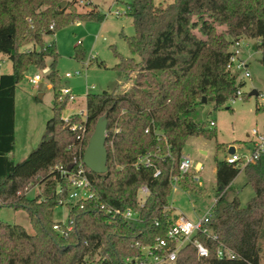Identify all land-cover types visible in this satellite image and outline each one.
Returning <instances> with one entry per match:
<instances>
[{
    "label": "trees",
    "instance_id": "trees-1",
    "mask_svg": "<svg viewBox=\"0 0 264 264\" xmlns=\"http://www.w3.org/2000/svg\"><path fill=\"white\" fill-rule=\"evenodd\" d=\"M63 1L0 0V54H6L13 66L12 72L0 73V206L26 210L34 229L30 233L20 224L0 220V264H133L145 258L146 247L165 236L178 218L169 207L172 176H178L185 189L194 185L192 170L185 176L179 171L186 141L191 136L216 137L210 122L195 121L191 114L204 97L218 107L243 84L237 73L227 69L234 41L260 39L258 48L264 51V0L126 2L134 33L120 35L131 55L124 56L114 47L118 62L113 68L125 82H132L130 88L87 93L85 116L72 119L75 130L61 116L66 102L54 96V116L46 127L51 138L15 162L10 154L15 146L18 83L30 66L44 67L49 62L48 80L55 87L59 79L55 42H45L44 36L76 20L106 17L97 5L74 13ZM83 57L76 50V58ZM104 114L108 170L96 173L85 166L96 198L87 200L84 208L73 202L62 204L70 190V178L62 170L77 169ZM145 154L153 165L137 167L138 157ZM156 168L161 171L157 177ZM241 171L254 188L245 205L232 186ZM142 185L149 189L144 203L138 196ZM33 186L40 191L29 197ZM215 187L216 201L205 226L218 238L202 232L194 236L209 248V255L200 256L196 246L187 242L173 264H263L264 152L245 166L217 159ZM102 203L123 210L129 207L137 219L110 218L101 210ZM61 205L68 207L72 221L67 234L54 229L55 223L66 228L63 221L53 219ZM220 244L238 255L218 257Z\"/></svg>",
    "mask_w": 264,
    "mask_h": 264
},
{
    "label": "rangeland",
    "instance_id": "rangeland-1",
    "mask_svg": "<svg viewBox=\"0 0 264 264\" xmlns=\"http://www.w3.org/2000/svg\"><path fill=\"white\" fill-rule=\"evenodd\" d=\"M64 1L65 5L69 3V10L74 13L90 11L94 5H97L106 17L103 21L95 18L76 20L57 28L53 34L43 35L45 42H55L58 51L56 69L59 79L55 87L48 80L46 75L50 71L49 62L44 67L30 66L18 83L15 91V146L10 154L15 162L26 158L46 135L47 121L54 116V96L58 101L66 102L61 115L64 124L75 125L73 117L85 116L87 93L102 92L116 86L123 91L129 89L132 84L130 80L125 82L124 75L113 68L118 62L114 47L124 56L131 55L127 43L120 35L121 32L127 35L134 33L132 17L126 11V0ZM172 1L155 0L156 3ZM116 11L121 15L118 16ZM27 46L31 47L32 44ZM78 49L83 52V59L76 58ZM240 57L246 61L249 72L248 76H243L241 72L240 77L238 75V81L243 82L239 87L243 98L237 99L234 103L225 101L218 107L215 106L214 101H206L191 114L195 121L209 123L210 120H214L216 123L211 126L216 132L215 138L191 136L183 147L184 155L191 157L193 165L198 161L203 164L202 173L193 169L191 171L192 182L195 175L200 178L199 182H194L193 187L188 189L178 182V187L173 188L169 197V207H172L175 213L184 214L191 220L204 215L216 201L213 169L217 159H226L228 156V145L236 146L240 153L251 154L253 130H264V51L258 48V40L242 39ZM0 63V73L12 72V62L6 54H0ZM36 73L40 74L41 78L37 84H32L29 78ZM67 73H70V76H67ZM65 87L71 90V94L75 96L74 100L62 94V89ZM253 90H257L258 95L250 94ZM40 95L42 96L39 97ZM92 133L93 131L91 135ZM233 187L243 205L254 195V188L246 182L244 172H240L235 177ZM39 191L38 186H33L27 195L33 197ZM141 196L143 197L142 194ZM68 214V207L61 205L55 209L53 219L65 222ZM0 220L20 224L30 233L34 232L24 209L15 210L0 206ZM260 244L264 264V239ZM150 263L173 264L168 261L163 263L150 261ZM88 264H96V262Z\"/></svg>",
    "mask_w": 264,
    "mask_h": 264
},
{
    "label": "built area",
    "instance_id": "built-area-1",
    "mask_svg": "<svg viewBox=\"0 0 264 264\" xmlns=\"http://www.w3.org/2000/svg\"><path fill=\"white\" fill-rule=\"evenodd\" d=\"M132 1V0H126V2ZM128 6L126 5V11ZM116 14L118 16L121 15L118 11H116ZM241 40L237 39L234 41L232 45V53L228 59L227 62V69L237 73L240 77V72L243 76H248L249 72L247 70V63L240 57V46H241ZM260 42V39H258ZM1 64V63H0ZM67 76H70V73H67ZM40 74L36 73L34 76L29 78V81L32 84H37L40 79ZM241 80V79H240ZM62 94L64 96H69L72 100L75 99V96L71 94V90L67 87L62 89ZM243 98L242 91L238 88L234 95H232L230 98H228L229 103H234L237 99L241 100ZM67 118V117H66ZM216 123L214 120H210V125L214 126ZM72 130H75L77 128V125H69ZM149 129H147L148 131ZM85 132V131H84ZM155 132L157 135H162L159 130L155 129ZM252 135L254 137L253 139V149L251 154L247 153H240L235 148V151L232 153H229L226 157V160L230 163H236L241 166H245L246 164L250 162L256 161L260 155L264 152V130L260 131L258 129H254L252 132ZM137 167L140 165L145 166H151L153 165L150 159L149 154L141 155L138 157L137 162L135 163ZM86 165L83 162V159H81L78 163L77 169L70 173L68 170H62L64 175L69 176V183H70V190L67 199L61 200V203L64 204L66 202H73L79 204L80 208H84L85 202L90 199H95L96 195L92 189V182L88 175V172L86 170ZM193 169V161L189 155H182L181 161L179 164V171L181 173V176H185L186 174L190 173V171ZM161 171L159 168H156L154 172V176L157 177L160 175ZM178 176H172V186L173 188L178 187L179 182ZM198 175H195L193 180L195 182H199ZM61 191V189H59ZM149 193V189L146 185H142L139 190V200L141 203H144L146 196ZM143 195V197L141 196ZM101 210L105 212L107 215L110 216V218L115 217H123L127 220H136L137 216L135 212L131 208L126 209H117L108 206L107 204L102 203L100 205ZM212 214V207L202 216L198 217L196 220L189 219L184 214H179L178 218L173 222V224L169 227L167 230V233L165 236L158 237L157 242L153 246L146 247V255L145 258L142 260L136 262L133 261V264H152L150 261L157 263H163V262H174L177 259L178 251L179 249L187 242H192L198 251V254L200 256H208L210 253L209 248L199 239L194 238L195 234L197 232L204 233L207 237L217 240V235L214 231L209 229L205 226V224L209 221L210 216ZM66 226V228H63L59 223L54 224V229L61 231L64 234H67L68 231L72 229V221L63 222ZM156 224H158V221H156ZM174 241V246L172 247L170 245V242ZM238 254L230 247L224 246L223 244H220L219 248L217 249V256L220 258H228L233 259Z\"/></svg>",
    "mask_w": 264,
    "mask_h": 264
},
{
    "label": "water",
    "instance_id": "water-1",
    "mask_svg": "<svg viewBox=\"0 0 264 264\" xmlns=\"http://www.w3.org/2000/svg\"><path fill=\"white\" fill-rule=\"evenodd\" d=\"M65 4V1L62 3ZM252 95H258L257 90L251 91ZM40 95L39 97H41ZM206 97L203 98V101L206 102ZM108 126L107 115L104 114L101 116L94 128L92 135L90 136L88 145L84 151L83 162L84 164L93 172L104 173L108 170V150L106 147V131ZM51 136L45 135L41 142L50 139ZM235 151V147L231 146L229 152L232 153Z\"/></svg>",
    "mask_w": 264,
    "mask_h": 264
},
{
    "label": "crops",
    "instance_id": "crops-1",
    "mask_svg": "<svg viewBox=\"0 0 264 264\" xmlns=\"http://www.w3.org/2000/svg\"><path fill=\"white\" fill-rule=\"evenodd\" d=\"M231 146H234V145H228V149H230V147ZM236 149H237V147L236 146H234ZM230 153V152H229ZM184 154V153H183ZM203 164H202V162H200V161H198V162H196L194 165H193V170L194 171H196V172H198V173H202V171H203ZM214 173H215V179H214V186H216V163H215V166H214ZM241 172H243V171H241ZM200 183H202L201 181H200ZM233 183H234V180L232 181V186H233ZM183 189V188H182ZM172 208V207H171ZM173 209V208H172ZM178 215H179V213H178Z\"/></svg>",
    "mask_w": 264,
    "mask_h": 264
}]
</instances>
